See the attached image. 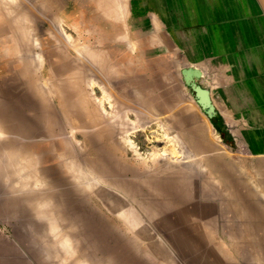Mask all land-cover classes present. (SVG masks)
<instances>
[{
	"label": "rangeland",
	"instance_id": "1",
	"mask_svg": "<svg viewBox=\"0 0 264 264\" xmlns=\"http://www.w3.org/2000/svg\"><path fill=\"white\" fill-rule=\"evenodd\" d=\"M101 1L0 0V250L32 264H264V160L225 142L131 0Z\"/></svg>",
	"mask_w": 264,
	"mask_h": 264
},
{
	"label": "crops",
	"instance_id": "2",
	"mask_svg": "<svg viewBox=\"0 0 264 264\" xmlns=\"http://www.w3.org/2000/svg\"><path fill=\"white\" fill-rule=\"evenodd\" d=\"M131 10L150 19L143 26L169 44L182 70L204 73L221 137L264 160V1L131 0ZM12 247L0 250V264H32Z\"/></svg>",
	"mask_w": 264,
	"mask_h": 264
},
{
	"label": "bare ground",
	"instance_id": "3",
	"mask_svg": "<svg viewBox=\"0 0 264 264\" xmlns=\"http://www.w3.org/2000/svg\"><path fill=\"white\" fill-rule=\"evenodd\" d=\"M102 1H103V3H106V2H107V0H102ZM102 1H101V3H102ZM95 3H96V2H95ZM99 4H100V3H99ZM102 5H103V4H102ZM102 7H103V6H102ZM102 9H103V8H102ZM105 9H106V8H105ZM103 10H104V9H103ZM104 11L106 12L107 9L104 10ZM154 14H155V13H154ZM58 15H59V14H58ZM150 16H151V15H150ZM108 17H109V16H108ZM125 17H126V16H125ZM80 18H81V17H80ZM111 18H112V17H111ZM151 19H152V18H151ZM82 21H83V20H82ZM113 21H114V20H113ZM119 21H120V20H119ZM125 21H126V20H125ZM1 22H2V21H1ZM57 22H59V21H57ZM90 22H91V21H90ZM124 23H125V22H124ZM8 24H9V23H8ZM87 24H88V23H87ZM91 24H93V23H91ZM85 25H86V24H85ZM126 25H127V24L125 23V26H126ZM1 26H2V24H1ZM1 26H0V27H1ZM4 26H5V25H4ZM89 26H90V25H89ZM127 26H128V25H127ZM155 26H156V25H155ZM79 27H80V26H79ZM28 28H29V27H28ZM87 28H88V27H87ZM93 28H94V27H93ZM0 29H1V28H0ZM2 30H4V29H2ZM9 30H10V29H9ZM13 30H14V29H13ZM79 30H80V29H79ZM125 31H126V28H125ZM121 32H122V31H121ZM126 32H127V31H126ZM129 32H130V31H129ZM158 32H159V31H158ZM2 33H3V32H2ZM2 33H1V34H2ZM155 33H156V32H155ZM114 34H115V33H114ZM14 35H15V34H14ZM86 35H87V34H86ZM128 35H130V33H129ZM128 35H127V36H128ZM81 36H82V35H81ZM87 36H88V35H87ZM94 36H95V35H94ZM121 36L123 37V35H121ZM127 36H126V37H127ZM9 37H10V36H9ZM106 37H107V36H106ZM126 37H125V39H126ZM18 38H19V37H18ZM77 38H78V37H77ZM119 38H120V36H119ZM127 38H129V37H127ZM167 38H168V37H167ZM15 39H16V38H15ZM128 40H130V39H128ZM20 41H21V40H20ZM26 41H27V40H26ZM82 41H83V40H82ZM118 41H120V40H118ZM150 41H151V40H150ZM21 42H22V41H21ZM17 43H18V42H17ZM19 43H20V42H19ZM23 43H24V42H23ZM23 43H21V44H23ZM105 43H106V41H105ZM110 43H111V42H110ZM119 43H120V42H119ZM21 44H20V46H21ZM92 44H93V43H92ZM0 45H2V44H0ZM153 45H154V44H153ZM170 45H171V44H170ZM23 46H24V45H23ZM88 46H89V45H88ZM140 46H141V44H140ZM149 46H150V45H149ZM155 47H156V46H155ZM17 48H18V47H17ZM140 48H141V47H140ZM142 48H143V47H142ZM22 49H24V48H22ZM28 49H29V48H28ZM174 49H175V48H174ZM25 50H26V49H25ZM25 50H24V51H25ZM177 51H178V50H177ZM143 52H144V51H143ZM17 53H18V51H17ZM17 53H16V54H17ZM28 53H29V52H28ZM5 54H6V53H5ZM29 54H30V53H29ZM26 55H27V54H26ZM175 55H176V54H175ZM29 56H30V55H29ZM127 57H128V56H127ZM176 58H178V57L176 56ZM181 58H182V57H181ZM178 59H179V58H178ZM123 61H125V60H123ZM132 63H134V62H132ZM89 64H90V63H89ZM202 64H204V63H202ZM195 65H198V64H195ZM126 66H127V65H126ZM199 66H200V64H199ZM201 66H204V65H201ZM125 68H126V67H125ZM16 70H17V69H16ZM129 71H130V70H129ZM133 71H134V70H133ZM86 73H87V71H86ZM88 75H89V73H88ZM135 77H136V76H135ZM23 78H24V76H23ZM124 78H125V77H124ZM79 79H80V78H79ZM134 79L137 80V78H134ZM138 79H139V78H138ZM155 79H156V78H155ZM24 80H25V79H24ZM127 81H128V80H127ZM85 82L87 83V81H85ZM130 82H131V81H130ZM136 82H137V81H136ZM28 84H29V83H28ZM126 84H127V83H126ZM23 86H24V85H23ZM25 86H26V84H25ZM24 88H25V87H24ZM151 88H152V87H151ZM145 89H146V88H145ZM148 89H149V88H148ZM1 90H2V89H1ZM25 90H26V89H25ZM132 90H133V89H132ZM3 91H4V90H3ZM145 91H146V90H145ZM147 91H148V90H147ZM153 91H154V90H153ZM26 92H27V91H26ZM84 92H85V91H84ZM142 92H143V91H142ZM153 93H154V92H153ZM27 94H28V93H27ZM36 94H37V93H36ZM85 94H86V93H85ZM87 94H88V93H87ZM143 94H144V93H143ZM29 95H30V94H29ZM76 95H77V94H76ZM81 95H82V94H81ZM129 95H130V94H129ZM137 95H138V94H137ZM151 95H152V94H151ZM149 96H150V95H149ZM39 97H40V96H39ZM39 97H38V98H39ZM130 97H131V96H130ZM138 97H139V96H138ZM5 98H6V97H5ZM81 98H82V97H81ZM39 99H40V98H39ZM89 99H90V98H89ZM127 99H128V98H127ZM4 100H5V99H4ZM40 100H41V99H40ZM83 100H84V99H83ZM85 100H86V99H85ZM134 100H135V99H134ZM86 101H87V100H86ZM91 101H92V99H91ZM146 101H147V100H146ZM2 102H3V101H2ZM11 102H12V101H11ZM5 103H6V101H5ZM61 104H62V103H61ZM90 104H93V103H90ZM8 105L10 106V104H8ZM0 106H1V105H0ZM91 107H92V106H91ZM25 108H26V107H25ZM92 108H93V107H92ZM183 108H184V107H183ZM185 108H187V107H185ZM196 109H197V108H196ZM200 110H201V109H200ZM79 111H80V110H79ZM79 111H78V113L80 114ZM1 112H2V111H1V109H0V114H1ZM5 113H6V112H5ZM8 113H9V112H8ZM21 113H22V112H21ZM43 113H44V112H43ZM50 113H51V112H50ZM201 114H202V113H201ZM201 114H200V115H201ZM203 114H204V113H203ZM1 115H2V114H1ZM42 115H43V114H42ZM8 116H9V115H8ZM69 116H70V115H69ZM186 116H188V115H186ZM0 117H1V116H0ZM6 117H7V116H6ZM6 117H5V118H6ZM86 117H87V116H86ZM176 117H177V116H176ZM179 117H180V116H179ZM3 118H4V117H3ZM3 118H2V119H3ZM7 118H9V117H7ZM87 119H88V117H87ZM89 119H90V118H89ZM200 119H201V118H200ZM205 119H206V118H205ZM6 120H7V119H6ZM90 120H91V119H90ZM124 120H125V119H124ZM207 120H208V119H207ZM3 122H4V121H3ZM107 122H108V121H107ZM123 123H125V122H123ZM123 123H122V124H123ZM194 123H195V122H194ZM28 124H29V123H28ZM90 124H91V123H90ZM115 124H116V123H115ZM117 124H118V123H117ZM122 124H120V125H122ZM126 124H127V123H126ZM126 124H124V125H126ZM96 125H97V124H95L94 126L97 127ZM102 125H103V124H102ZM5 126H6V125H5ZM78 126H79V125H78ZM94 126H93V127H94ZM117 126H119V125H117ZM117 126H116V127H117ZM122 126H123V125H122ZM208 126H209L210 129H212V125H211V123H210L209 121H208ZM30 127H31V126H30ZM85 127H86V126H85ZM98 127H100V126H98ZM102 127H103V126H102ZM124 128H126V127H124ZM63 129H65V128H63ZM63 129H62V130H63ZM117 129H118V128H117ZM122 129H123V127H122ZM13 130H14V129H13ZM120 130H121V129H120ZM14 131H15V130H14ZM37 131H38V130H37ZM64 131H65V130H64ZM66 131H67V129H66ZM66 131H65V132H66ZM121 131L124 132L125 130H124V131L121 130ZM35 132H36V131H35ZM98 132H99V131H98ZM101 132H102V131H101ZM117 132H118V131H117ZM117 132H116V133H117ZM0 133H2V132H0ZM31 133H32V132H31ZM58 133H59V131H58ZM54 134H55V133H54ZM66 134H67V133H66ZM68 134H69V133H68ZM121 134H122V133H121ZM211 134H212V133H211ZM36 135H37V134H36ZM36 135H35V136H36ZM69 135H71V134H69ZM88 135H89V134H88ZM105 135H106V134H105ZM212 135H213V134H212ZM55 136H56V135H55ZM107 136H108V135H107ZM24 137H25V136H24ZM24 137H23V138H24ZM28 137H29V136H28ZM58 137H59V136H58ZM62 137H63V136H62ZM69 137H70V136H69ZM85 137H87V136H85ZM213 137H214V136H213ZM215 137H216V136H215ZM218 137H219V136H218ZM25 138H26V137H25ZM30 138H31V137H30ZM97 139H98V138H97ZM74 140H75V139H74ZM80 140H81V138H80ZM95 140H96V139H95ZM98 140H99V139H98ZM98 140H97V142H98ZM101 140H102V139H101ZM87 141H88V140H87ZM102 141H103V140H102ZM105 141H106V140H105ZM218 141H219V138H218ZM11 142H12V141H11ZM71 142H72V141H71ZM97 142H96V143H97ZM99 142H100V141H99ZM120 142H121V141H120ZM16 143H17V142H16ZM220 143H221V142H220ZM72 144H73V143H72ZM87 144H88V143H87ZM90 144H91V143H90ZM99 144H100V143H99ZM99 144H98V145H99ZM116 145H117V144H116ZM123 145H125V143H123ZM29 146H30V145H29ZM59 146H60V145H59ZM73 146H74V145H73ZM119 146H120V145H119ZM93 147H94V146H93ZM74 148H75V147H74ZM108 148H109V146H108ZM36 149H37V148H36ZM98 149H99V148H98ZM100 149H101V148H100ZM40 150H41V149H40ZM68 150H69V149H68ZM76 150H77V149H76ZM65 151H66V150H65ZM77 151H79V150H77ZM104 151H105V150H103V152H104ZM57 153H58V152H57ZM76 153H78V152H76ZM81 153H82V151H81ZM81 153H80V155H81ZM108 153H109V152H108ZM117 153H118V152H117ZM117 153H116V154H117ZM119 153H120V152H119ZM124 154H125V153H124ZM80 155H79V156H80ZM98 156H99V155H98ZM107 156H108V155H107ZM61 157H62V156H61ZM81 157H82V156H81ZM103 157H104V156H103ZM114 157H115V158H118L119 156H118V157L114 156ZM121 157H122V156H121ZM124 157H125V156H124ZM58 158H59V157H58ZM77 158H78V157H77ZM77 158H76V159H77ZM87 158H88V157H87ZM87 158H86V159H87ZM92 158H93V157H92ZM93 159H95V158H93ZM122 159H125V158H122ZM122 159H121V160H122ZM254 159H255V158H254ZM81 160H82V159H81ZM125 160H126V159H125ZM252 160H253V159H252ZM79 161H80V160H79ZM83 161H85V159H83ZM85 162H86V161H85ZM106 162H107V161H106ZM87 164H88V166H90L91 168H93L92 170H95V171H97V170L100 168V167H98V166H100L99 164L97 165L95 162H92V161H90V160L87 162ZM72 165H73V163H72ZM124 165H125V164H124ZM241 165H242V164H241ZM78 166H80V165H79V164H76V163L73 165L74 168H77V171H78V168H80V167H78ZM106 166H107V165H106ZM84 168H85V167H84ZM104 168H105V167H104ZM116 168H118V167H116ZM120 168H121V167H120ZM86 169H87V167H86ZM86 169H85V171H86ZM89 169H90V168H89ZM123 169H124V168H123ZM123 169H122V170H123ZM125 169H126V168H125ZM99 171H100V170H99ZM99 171H98V172H99ZM120 171H121V170H120ZM120 171H119V172H120ZM124 171H126V170H124ZM79 172L81 173V170L78 171V173H79ZM86 172H88V171H86ZM105 172L108 173V174L113 175L112 172H110L109 170L107 171V168H106V171H105ZM147 172H148V171H147ZM152 172H153V171H152ZM152 172H150V171L148 172V173H150L149 176L152 175V174H151ZM90 173H91V172H90ZM121 173H122V171L120 172V174H121ZM85 174H87V173H85ZM91 174H92V173H91ZM123 174H124V173H123ZM144 174H145V173H144ZM166 174H167V173H166ZM16 175H18V174H16ZM80 175H84V174L82 173V174H80ZM87 175H88V174H87ZM87 175H86V176H87ZM134 175H135V173H134ZM141 175H142V174H141ZM145 175H147V174H145ZM159 175H160V174H159ZM168 175H169V174H168ZM20 176L22 177V175H18V176H15V177H20ZM84 176H85V175H84ZM93 176H94V175H93ZM104 176H105V175H104ZM114 176H115V175H114ZM119 176H120V175H119ZM121 176H122V174H121ZM143 176H144V175H143ZM152 176H153V175H152ZM15 177H14V178H15ZM88 177H89V176H88ZM145 177H146V176H145ZM79 178H80V176H79ZM83 178H84V177H83ZM91 178H92V176H91ZM99 178H100V176H99ZM18 179H19V178H18ZM85 179L89 180L90 177H89V178L85 177ZM85 179H84V180H85ZM148 179H150V177H149ZM151 179H152V178H151ZM15 180H16V179H15ZM80 180H82V176H81ZM101 180H102V179H101ZM127 180H128V179H127ZM137 180H138V179H137ZM146 180H147V178H146ZM89 181H90V180H89ZM104 181H106V180H104ZM155 181H156V180H155ZM155 181H154V182H155ZM151 182H152V181H151ZM180 182H181V181H180ZM130 183H131V182H130ZM139 183H140V181L138 182V184H139ZM145 184H146V183H145ZM153 184H154V183H153ZM155 184H156V183H155ZM146 186H147V184H146ZM153 186H154V185H153ZM151 187H152V186H151ZM154 189H155V187H154ZM139 191H140V190H138V193H140ZM154 191H155V190H154ZM141 193H142V192H141ZM134 195H135V194H134ZM136 195H137V194H136ZM140 195H141V194H140ZM142 195H143V194H142ZM169 195H171V194H169ZM159 204H160V203H159ZM123 205H124V204H123ZM136 205H137V204H136ZM159 206H160V205H159ZM123 207H124V206H123ZM125 207H126V206H125ZM136 207H137V206H136ZM144 207H145V206H144ZM126 208H127V207H126ZM130 209H131V208H130ZM130 209H129V210H130ZM138 209H139V208H138ZM126 210H127V209H126ZM140 210H141V209H140ZM146 211H147V210H146ZM127 212H128V210H127ZM127 212H126V213H127ZM129 212H130V211H129ZM137 212H138V211H137ZM141 212H142V211H141ZM147 212L149 213V211H147ZM130 213H132V211H131ZM142 213H143V212H142ZM133 214H134V213H133ZM140 214H141V213H140ZM125 215H127V214H125ZM129 215H130V214L128 213V216H125V217H128L127 219H130V216H129ZM143 215H145V213H144ZM151 215H152V214H151ZM151 215H150V217H151ZM141 216H142V215H141ZM145 216H146V215H145ZM132 217H133V215H132ZM135 217H136V216H135ZM133 218H134V217H133ZM147 218H148V217H147ZM147 218H146V219H147ZM151 218H152V217H151ZM151 218H148V219H151ZM131 219H132V218H131ZM136 219H137V218H136ZM138 219H139V218H138ZM148 219H147V220H148ZM160 219H161V218H160ZM140 220H141V219H140ZM156 220H157V219H156ZM149 221L151 222L152 220H149ZM158 221H159V220H158ZM161 221H162V220H161ZM144 222H145V221H144ZM152 222H153V221H152ZM159 222H160V221H159ZM161 223H162V222H161ZM148 224H149V222H148ZM151 224H152V223H151ZM154 224H155V223H154ZM150 226H151V225H150ZM152 226H153V225H152ZM167 226H168V225H167ZM144 227H145V226H144ZM147 227H148V226H147ZM153 227H154V226H153ZM153 227H152V228H153ZM141 228H142V227H141ZM167 228H168V227H167ZM167 228H166V229H167ZM145 229H146V228H145ZM148 229H149V228H148ZM150 229H151V228H150ZM155 229H156V228H155ZM151 230H152V229H151ZM213 259H216V258H213ZM207 260H208V259H207ZM207 260H206V261H207ZM213 261H214V260H213ZM215 261H217V260H215ZM215 261H214V262H215ZM207 262H208V261H207ZM209 262H210V261H209ZM215 263H216V262H215ZM217 264H218V263H217Z\"/></svg>",
	"mask_w": 264,
	"mask_h": 264
},
{
	"label": "water",
	"instance_id": "4",
	"mask_svg": "<svg viewBox=\"0 0 264 264\" xmlns=\"http://www.w3.org/2000/svg\"><path fill=\"white\" fill-rule=\"evenodd\" d=\"M182 76L186 86L191 89L197 105L209 120L214 119L217 116V110L210 88L202 82V71L196 67H187L182 70Z\"/></svg>",
	"mask_w": 264,
	"mask_h": 264
},
{
	"label": "trees",
	"instance_id": "5",
	"mask_svg": "<svg viewBox=\"0 0 264 264\" xmlns=\"http://www.w3.org/2000/svg\"><path fill=\"white\" fill-rule=\"evenodd\" d=\"M212 121H213L214 124L217 123V122H216V119H212ZM224 139H225V142L230 143V141H228L226 138H224Z\"/></svg>",
	"mask_w": 264,
	"mask_h": 264
}]
</instances>
